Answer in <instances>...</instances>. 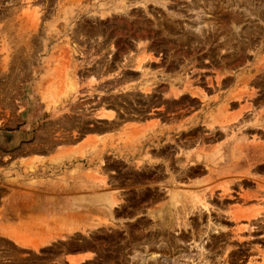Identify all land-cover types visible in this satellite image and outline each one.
I'll return each instance as SVG.
<instances>
[{
  "label": "rangeland",
  "instance_id": "rangeland-1",
  "mask_svg": "<svg viewBox=\"0 0 264 264\" xmlns=\"http://www.w3.org/2000/svg\"><path fill=\"white\" fill-rule=\"evenodd\" d=\"M263 114L264 0H0V264H264Z\"/></svg>",
  "mask_w": 264,
  "mask_h": 264
},
{
  "label": "bare ground",
  "instance_id": "bare-ground-1",
  "mask_svg": "<svg viewBox=\"0 0 264 264\" xmlns=\"http://www.w3.org/2000/svg\"><path fill=\"white\" fill-rule=\"evenodd\" d=\"M228 98V97H227ZM237 102V101H236ZM235 101H231V102H228V103H225L224 105H222L221 107H220V109L222 108V114H223V116H222V118H224V119H226L227 121L231 118L232 119V117H233V120H234V117H235V115H232V114H226L225 112H226V110L228 109V105H229V103H231V104H234V103H236ZM249 103V102H248ZM262 103V102H261ZM251 105V104H250ZM252 107V106H251ZM247 108H248V106H247ZM240 109H242V108H240ZM244 109H245V107H244ZM217 111V110H216ZM245 111H247L246 109H245ZM259 111V110H258ZM214 112V111H213ZM242 113H243V110H242ZM244 113H246V112H244ZM259 113V116H261L260 114L262 113V111L261 112H258ZM216 114V113H215ZM240 114H241V112H240ZM239 114V115H240ZM249 114V113H248ZM247 114V115H248ZM251 114V113H250ZM249 114V115H250ZM257 114V113H256ZM247 115H245V116H247ZM258 115V114H257ZM257 115H255V118H256V116ZM264 115V114H263ZM252 116L250 115V118H251ZM235 118H237V117H235ZM261 118V117H260ZM264 119V118H263ZM262 119V120H263ZM258 120H259V118H258ZM261 120V119H260ZM264 121V120H263ZM230 122V121H229ZM261 122V121H260ZM264 123V122H263ZM229 124V123H228ZM234 124V123H233ZM227 125V124H226ZM247 125V124H246ZM226 129L227 128H230V127H225ZM225 129V131H229V130H226ZM256 129V128H255ZM258 129V128H257ZM263 129V128H262ZM259 130V129H258ZM264 130V129H263ZM224 131V132H225ZM222 133H220V135H221ZM230 133H228V135H229ZM219 135V136H220ZM224 135H225V133H224ZM223 135V136H224ZM214 136V135H213ZM216 137V136H215ZM218 137V136H217ZM224 137H226V136H224ZM233 141H231L230 140V142L226 145V146H224V151H223V156H222V158H221V160H222V163H223V165H225V164H230V163H233V164H241V163H243L244 161H248V164H250V166L252 165V163H254V162H258V161H264V149L263 148H261L260 147V150L259 151H257L256 152V154H254V155H252V156H249V158H248V160L247 159H245V157L242 155L243 153L241 152V151H239L238 150V148L237 147H239L240 149H242V147L241 146H238L237 144H235V143H232ZM256 142V141H255ZM254 142V143H255ZM260 142V141H259ZM250 143V142H249ZM251 143H253V142H251ZM256 143H258V142H256ZM264 145V144H263ZM246 147H248V146H246ZM252 148V147H251ZM254 149V148H253ZM249 153V152H248ZM255 153V152H254ZM251 155V154H250ZM232 166V165H231ZM245 166V165H244ZM226 167V166H225ZM212 168V167H211ZM220 168V167H219ZM244 168V167H243ZM246 169V168H245ZM258 169V168H257ZM243 170V169H242ZM236 171H237V169H236ZM244 171H246V170H244ZM225 172H227V173H229V172H231L230 170H228V169H226V171ZM222 173V172H221ZM249 173V172H248ZM219 174V173H218ZM235 174V173H234ZM245 174V173H244ZM228 175V174H227ZM231 175V174H230ZM225 186V185H224ZM230 189V188H229ZM228 188H227V190H229ZM225 192V191H224ZM223 193V192H222ZM225 195H226V192H225ZM224 197V196H223ZM237 197V196H236ZM235 197V198H236ZM230 198V197H229ZM232 198V197H231ZM245 198V197H244ZM251 198V197H250ZM253 198V197H252ZM225 199V198H224ZM255 198H253V200H254ZM223 200V199H222ZM259 200V199H258ZM260 201H261V199H260ZM263 201V200H262ZM225 201H223V203H224ZM227 202V201H226ZM245 202V201H244ZM246 202H248L247 200H246ZM223 203L221 204L222 205V207H223ZM203 204V203H202ZM220 204V203H219ZM257 204H259V203H257ZM261 204V203H260ZM204 205V204H203ZM253 204H251V206H252ZM255 205V204H254ZM245 206H247V205H245ZM213 207V206H212ZM227 207V206H226ZM228 207H230V206H228ZM236 207V208H235ZM234 207V209H236V210H234L233 211V218H235L234 220H238L239 218V220H240V222H241V218H242V221H243V219H248V220H250L251 221V225L250 226H240L241 224L239 223V222H237L238 224H239V226L238 225H236V227L238 226V227H240V229H242V230H246V232H249V231H255L256 232V230L257 231H259V229H263L264 228V220H263V218L259 215V213H258V209H262V208H258V207H256V208H258V209H254V208H252V209H249V210H244V209H241L242 208V205H241V208H240V206H235ZM237 207H239V208H237ZM254 207V206H253ZM261 207V206H260ZM206 209V208H205ZM213 209V208H212ZM231 208H229V210H230ZM215 210V209H214ZM213 210V211H214ZM228 210V211H229ZM255 210H257V211H255ZM210 211H211V208H210ZM226 211V210H225ZM260 211V210H259ZM206 212H207V210H206ZM212 212V211H211ZM230 212V211H229ZM226 213V212H225ZM228 213V212H227ZM230 213H232V210H231V212ZM264 213V212H263ZM221 214V213H220ZM224 214V213H223ZM222 215V214H221ZM232 215V214H231ZM262 215V214H261ZM228 217V216H227ZM231 217V216H230ZM222 218V217H221ZM223 218H225V217H223ZM258 218H262V220H260V219H258ZM231 219L232 218H230V219H228V221L230 220L231 221ZM246 219V220H247ZM252 219L253 220H255V221H252ZM236 220V221H237ZM225 221V220H224ZM260 221V222H259ZM253 222V223H252ZM227 223V222H226ZM221 224V223H220ZM253 224H257V225H253ZM224 226V225H223ZM216 229V228H215ZM234 229V228H233ZM236 229V228H235ZM221 230V229H220ZM247 230H249V231H247ZM216 231V230H215ZM218 231V230H217ZM231 231L233 232V230L231 229ZM239 231H241V230H239ZM264 231V230H263ZM230 232V231H229ZM239 233V232H238ZM244 233V232H243ZM233 234H234V232H233ZM237 234V233H236ZM241 234V233H240ZM239 234V235H240ZM248 235V234H247ZM209 236V235H208ZM225 235H220L219 236V239L221 238V237H224ZM228 237H226V239H227ZM239 238H240V236H239ZM264 239V238H263ZM222 240V239H221ZM239 240V239H238ZM210 246H211V249L213 248V249H215L214 250V252H216V253H219V252H222L223 251V245H221V244H219L218 243V239H217V241H216V239L215 240H213V241H211V244H210ZM243 246L244 247H242V249H240V250H238V251H236V252H234V253H232L231 254V256L233 257L234 255V258H225V262H227V261H231V260H235V259H237L238 257H240V256H245V255H248L249 254V251H248V249L250 248L246 243H244L243 244ZM201 248L203 249L202 250V252H201V254L204 256V257H207V256H209V253H207L205 250H207V249H205V247L204 246H201Z\"/></svg>",
  "mask_w": 264,
  "mask_h": 264
},
{
  "label": "crops",
  "instance_id": "crops-1",
  "mask_svg": "<svg viewBox=\"0 0 264 264\" xmlns=\"http://www.w3.org/2000/svg\"><path fill=\"white\" fill-rule=\"evenodd\" d=\"M120 118L122 119L121 122H124V121H126V119L132 118V116L121 115ZM150 120H151V122L155 121V119H150ZM169 121L170 122L173 121L172 118ZM69 126L70 127H68V128H71V127L76 126V124L74 122L70 121V125ZM79 126H80V124H79ZM119 126L120 127L124 126L122 128V134H120L121 137L123 139L127 140L126 141L127 143H133V141H136L135 139H139V138L143 137L145 132L148 131L147 127L151 126V124H146L144 126H134L133 125L132 128L129 129L128 127L125 128L124 124L121 125L120 122H115V123H111V126L109 124H106L104 128H109V127L113 128V127H119ZM168 126H170V131L176 130L177 123H175V125H174V123L171 122ZM98 128L100 129V127H98ZM142 132H143V134H142ZM152 136L156 137L155 135H152ZM171 136L173 137V140H170L168 145H165L162 149H160V153H162V154L164 153L166 155H171L173 152H175V154H176V152L178 150V138H177L176 135H171ZM145 137H151V136L149 134H147ZM105 196H106V194H105ZM95 197L97 198V197H100V196L95 195ZM47 232H53V231H49L48 230Z\"/></svg>",
  "mask_w": 264,
  "mask_h": 264
},
{
  "label": "flooded vegetation",
  "instance_id": "flooded-vegetation-1",
  "mask_svg": "<svg viewBox=\"0 0 264 264\" xmlns=\"http://www.w3.org/2000/svg\"><path fill=\"white\" fill-rule=\"evenodd\" d=\"M130 77H131L130 74L125 75V79H129ZM113 103L116 104V106L120 107V105H119L120 103L118 101H114ZM125 116H132V115L129 114V115H125Z\"/></svg>",
  "mask_w": 264,
  "mask_h": 264
}]
</instances>
